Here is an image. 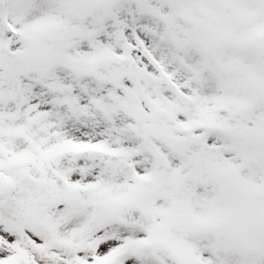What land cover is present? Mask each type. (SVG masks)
<instances>
[{"label":"snow or ice","instance_id":"1","mask_svg":"<svg viewBox=\"0 0 264 264\" xmlns=\"http://www.w3.org/2000/svg\"><path fill=\"white\" fill-rule=\"evenodd\" d=\"M0 264H264V0H0Z\"/></svg>","mask_w":264,"mask_h":264}]
</instances>
